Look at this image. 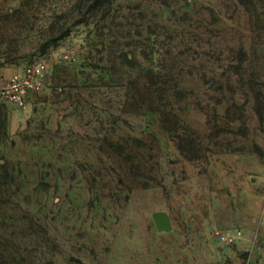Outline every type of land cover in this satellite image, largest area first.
Instances as JSON below:
<instances>
[{
    "label": "rangeland",
    "instance_id": "rangeland-1",
    "mask_svg": "<svg viewBox=\"0 0 264 264\" xmlns=\"http://www.w3.org/2000/svg\"><path fill=\"white\" fill-rule=\"evenodd\" d=\"M108 1L0 0V264H264V0Z\"/></svg>",
    "mask_w": 264,
    "mask_h": 264
},
{
    "label": "built area",
    "instance_id": "built-area-1",
    "mask_svg": "<svg viewBox=\"0 0 264 264\" xmlns=\"http://www.w3.org/2000/svg\"><path fill=\"white\" fill-rule=\"evenodd\" d=\"M67 59V56H65ZM48 66L46 62H35L12 73L7 79L0 80V104L10 103L17 108H24L33 95L45 87ZM221 244H233L234 238L220 234Z\"/></svg>",
    "mask_w": 264,
    "mask_h": 264
},
{
    "label": "trees",
    "instance_id": "trees-1",
    "mask_svg": "<svg viewBox=\"0 0 264 264\" xmlns=\"http://www.w3.org/2000/svg\"><path fill=\"white\" fill-rule=\"evenodd\" d=\"M34 0H29V2L32 4ZM38 3L40 4L42 0H37ZM25 2V1H24ZM110 2L108 0H79V2L76 3V5L74 7H72L71 11L73 10L75 14V16L77 18H83V19H88V17L90 18H95L97 19V25H100L101 23H105V20L106 18L109 16V13L111 12L110 11ZM22 11L21 10H17L14 14V17L20 19V17L24 16L23 14V10H27L28 9V6L27 4H23L22 5ZM60 18H58L59 20ZM72 20H73V17H72ZM80 23V21H79ZM105 28V27H103ZM68 31L64 29H60L59 30V34L57 36V40L61 39L62 37H64V34ZM103 48L98 49V51H102ZM123 57V60L125 63H129V60L127 59L126 56L122 55ZM151 75V74H150ZM153 79L151 76L149 77V80ZM168 79V78H167ZM160 81V80H159ZM170 82V79L168 81V83ZM254 81H251L250 83H253ZM149 87L153 86V84H149L147 85ZM161 86H165L164 83H162ZM175 89V87L173 88ZM251 93H254V89L251 88L250 89ZM179 92V91H177ZM255 95H258V94H255ZM161 98V97H160ZM161 100V99H160ZM257 100V98H256ZM258 101V100H257ZM205 139H212V135H209L208 137H205ZM180 141V145L178 146L179 147V150L180 152L182 153V155L185 156V158L187 160H196L198 158H190L187 154H192L191 151H194L195 148L197 147V144H195V142L191 139H179Z\"/></svg>",
    "mask_w": 264,
    "mask_h": 264
},
{
    "label": "water",
    "instance_id": "water-1",
    "mask_svg": "<svg viewBox=\"0 0 264 264\" xmlns=\"http://www.w3.org/2000/svg\"><path fill=\"white\" fill-rule=\"evenodd\" d=\"M166 17V11L164 10ZM155 230L158 233H169L172 230L169 215L166 212L158 211L151 215Z\"/></svg>",
    "mask_w": 264,
    "mask_h": 264
},
{
    "label": "crops",
    "instance_id": "crops-1",
    "mask_svg": "<svg viewBox=\"0 0 264 264\" xmlns=\"http://www.w3.org/2000/svg\"><path fill=\"white\" fill-rule=\"evenodd\" d=\"M5 79H7V78H5ZM5 79H3V80H5Z\"/></svg>",
    "mask_w": 264,
    "mask_h": 264
}]
</instances>
